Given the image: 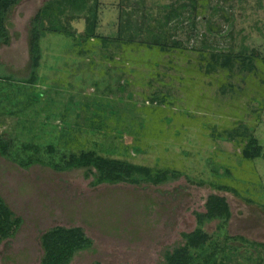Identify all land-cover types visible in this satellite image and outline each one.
Here are the masks:
<instances>
[{"label":"rangeland","instance_id":"obj_1","mask_svg":"<svg viewBox=\"0 0 264 264\" xmlns=\"http://www.w3.org/2000/svg\"><path fill=\"white\" fill-rule=\"evenodd\" d=\"M5 27L0 78L27 86L34 30L42 55L34 85L0 80V199L19 219L0 264H41L55 231L87 240L69 264H167L183 249L190 264H264V0H22ZM251 138L262 155L245 160ZM82 152L180 176L65 171ZM212 195L231 217L206 220L192 247Z\"/></svg>","mask_w":264,"mask_h":264},{"label":"trees","instance_id":"obj_2","mask_svg":"<svg viewBox=\"0 0 264 264\" xmlns=\"http://www.w3.org/2000/svg\"><path fill=\"white\" fill-rule=\"evenodd\" d=\"M22 0H0V46L4 43L6 38L5 20L9 12H11L16 5ZM84 36V39L77 38V45L82 47V44L90 42L92 39L91 33ZM80 36V35H79ZM39 33L33 31L32 39L30 43V78L23 81L26 85L19 82V79L13 78H0L4 82L18 84L16 87L18 93L25 89L23 87H30L34 85L38 80L37 70L40 68L41 50L39 42ZM7 43V41H6ZM163 48V47H162ZM90 54V53H89ZM88 55V54H86ZM218 60V59H217ZM249 61V60H248ZM229 62V61H228ZM251 60L249 61V63ZM19 105V101L12 104L13 106ZM243 149V158L245 160H255L262 155V147L259 145V141L255 138H251ZM7 142L0 138V153L3 156H9ZM10 157V156H9ZM65 171H71L74 169H87L86 176H89L93 169L97 170L101 175L103 181L111 184L120 182H126L130 184L140 185L142 183H151L154 185H162L168 181L177 179L180 175L177 173L169 174L168 170L159 173L155 170L144 168L142 166H133L127 163L119 162L111 158L98 156L95 152H82L80 155L72 154L70 160L65 164ZM217 190L227 193L238 195L235 189H231L228 186L219 185ZM207 214H197L199 228L192 234L184 235L185 240L190 246L195 247L199 240L204 242L203 226L204 222L210 221L215 218H227L231 217L229 205L224 197L212 195L207 203ZM19 224L14 213L9 206L0 199V233L3 237L8 234L4 230L5 226L12 227ZM2 225H4L2 227ZM76 231L72 232H50L42 238L43 247L45 249V256L41 264H69L74 255L86 248V242L83 236L76 234ZM264 248V244L262 245ZM186 249L176 251L172 255L167 256V264H190L189 261L193 260L192 256L187 254Z\"/></svg>","mask_w":264,"mask_h":264},{"label":"flooded vegetation","instance_id":"obj_3","mask_svg":"<svg viewBox=\"0 0 264 264\" xmlns=\"http://www.w3.org/2000/svg\"><path fill=\"white\" fill-rule=\"evenodd\" d=\"M81 35V34H80ZM86 36V35H85ZM84 37V36H83Z\"/></svg>","mask_w":264,"mask_h":264}]
</instances>
